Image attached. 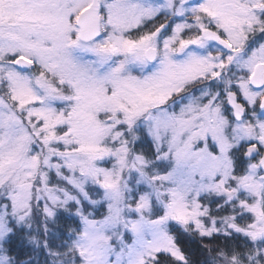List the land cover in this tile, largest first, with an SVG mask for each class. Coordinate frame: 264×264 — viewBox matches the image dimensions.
<instances>
[{"label": "snow or ice", "instance_id": "snow-or-ice-1", "mask_svg": "<svg viewBox=\"0 0 264 264\" xmlns=\"http://www.w3.org/2000/svg\"><path fill=\"white\" fill-rule=\"evenodd\" d=\"M0 264H264V0H0Z\"/></svg>", "mask_w": 264, "mask_h": 264}]
</instances>
